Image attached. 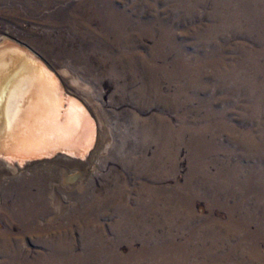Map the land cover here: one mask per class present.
Returning <instances> with one entry per match:
<instances>
[{
    "label": "bare ground",
    "instance_id": "obj_1",
    "mask_svg": "<svg viewBox=\"0 0 264 264\" xmlns=\"http://www.w3.org/2000/svg\"><path fill=\"white\" fill-rule=\"evenodd\" d=\"M149 5L145 0H86L73 5L70 11L62 9L63 11L58 15L50 16L47 25L53 31L47 30V32L41 33L34 44L10 37L20 41L21 44L38 54L44 63L54 70L63 84L64 81L61 76L68 74L69 80L66 82L70 81L73 86L64 84V87L69 93L79 97L94 116L95 136L92 120L84 108L74 99L63 95L58 80L50 74L41 60L25 48L5 39H0V176L1 178L8 175L17 177L25 172L29 174L27 179L19 183L18 186L20 187H15L16 199L14 204H4L0 209V217L8 227L5 229L4 235L0 236V264H147L148 256L152 255L153 257L160 251V244L164 238L162 233L176 227L179 210L176 204L177 184L167 186L168 193L165 194L166 196L157 193L154 196H148L149 199L146 201V190L148 191L149 186L143 183L141 177L145 175L148 169L165 167L167 164L172 170H175L179 150H177L178 142H180L181 135L179 134L180 120L178 116L183 93L179 81L180 68L183 66L185 68L181 69L188 72L191 69V64H186V66L180 62L179 41H177L175 32L176 23L165 20L158 7L152 5L149 7ZM193 8L195 9V7ZM231 13L234 20L231 24L235 26L217 27L214 23L205 24L207 26L201 27L203 28L202 36L209 38L210 42L213 40L214 43L221 30L233 28L237 34H241L257 29L255 24L247 23V25L240 27L242 26V14L239 15L238 9ZM255 19L257 20L256 17ZM261 23V27H263L264 22ZM0 35L3 34L0 33ZM259 36L264 37V33H260ZM148 39L151 40L149 48L147 47ZM245 44L239 43L238 52H233L230 49L229 55L218 48L221 47V44H215L212 48L215 50L214 53L220 51L222 57L218 58L217 56L219 60L212 61L211 67H222V69L220 68L222 74L220 72L221 75L218 77L219 83H221L219 85L227 88V98L230 97V92L234 93L235 101L241 96L243 102L237 103L241 119L253 122L252 129L255 130L256 135L264 136V62L261 63L260 61L264 58V42L262 40L259 42L260 47H262H259V50L251 49V46L247 44L245 46ZM60 57L65 62L67 60L64 64L65 70H56L55 62L53 61L52 64L50 61V58L57 61ZM216 62L218 64H215ZM192 75L190 72L186 77L189 78L186 89L192 88L191 83L201 84L200 76L194 77ZM207 80L213 83L217 78L212 76ZM103 89H106L105 93L102 91ZM105 95L108 97L109 111H105L101 105L97 108L98 102L103 104ZM201 95L199 94V96ZM211 99L212 95H209L208 100L211 101ZM223 99L221 101H224ZM225 112L229 113V111ZM225 112L223 111L222 115ZM50 113H55L56 124L42 128V122L49 117ZM75 118H79L80 127L67 139L43 140L38 136L40 131L51 133L55 126L67 125L70 120ZM247 131L249 130L247 129ZM249 132L244 133L248 137L249 135L253 137L252 133ZM227 134L229 136L228 132ZM251 142V144H247L253 146L255 150L260 146L255 139ZM150 144L152 151L156 149L154 154L151 152L152 157H148ZM92 146L93 149L90 151ZM191 146L193 148L194 145ZM101 149L108 150V153L100 160V165L105 164L108 159H113L118 166L111 168L110 179L103 185L100 183L101 188H96L93 187L92 181L84 184L83 180L85 174L88 173L89 164L92 165L94 155L99 153ZM46 177L50 179L47 183L49 188L46 196L52 209L48 221L55 219L58 220L56 221L58 223L46 233V235L50 234L47 237L39 233L40 231L37 232L39 235H37L34 243L40 249L32 251L27 247L23 249L26 239H30V236H33L37 231L32 220L47 210L43 187L46 184ZM131 185L135 186L131 188ZM154 186L158 190L162 189L160 184ZM6 188L9 192L12 189L10 186ZM191 188L190 186L189 194L192 192ZM239 188L241 189V187ZM77 190H81L78 191L79 194ZM131 191L135 193L133 197H130L129 192L131 193ZM72 192L77 194L76 205H83L84 209L78 207L69 211L70 205L67 203L71 200L64 193L70 195ZM205 195L207 194L205 193ZM180 201H182L181 198ZM15 225L17 230L11 229ZM224 228L226 229V227ZM136 242L141 245L139 248L134 247ZM188 244L186 243V245ZM121 247H126L127 250L122 251Z\"/></svg>",
    "mask_w": 264,
    "mask_h": 264
},
{
    "label": "rangeland",
    "instance_id": "obj_2",
    "mask_svg": "<svg viewBox=\"0 0 264 264\" xmlns=\"http://www.w3.org/2000/svg\"><path fill=\"white\" fill-rule=\"evenodd\" d=\"M46 1H48V2H46ZM83 1H86V0H0V33L6 34L12 38H17V39L26 41L30 44H34V42L37 41V38L40 37L41 33H45V32H47V30L50 32L53 31V29L51 27H48V25H47V20H49L50 16H55V14L58 15V13L62 12L63 10L64 11H70V9L73 7V5H75L76 3L79 4L80 2L82 3ZM145 1L147 2L148 5L150 4L153 7L154 6L158 7L160 9V11L163 13V17L165 18V20H169V21L176 23L177 26H175L176 27L175 32H176L177 41H179L178 42V49H179V55H180L179 56L180 62L183 65L191 64V69H192V70L190 69L187 72V71L183 70L185 67L181 66V68H183V69L180 68L181 72L179 75V81H180V84L182 86L181 92H183L184 94L182 93V95H181L182 97L180 99V105H179V110H178L179 120L181 121V122L179 121V127H180L179 134H181V135H180V139H179L180 142H178L177 150L178 149L179 150H178V154H177V161H176L175 170H172L171 167L167 164V165H165V167L163 166L161 168L157 167L155 169H150V170L148 169L146 171L145 175L143 177H141V180L143 181V183L151 188L150 189L148 187L147 188L148 191L146 190V192H147L146 193V195H147L146 201H148V199H149L148 196H150V195L154 196L157 193L158 194L160 193L159 195H161V196H163L165 194L167 195V193H168L167 186H171V185H174V183H176L177 184V185L175 184L177 187V203L176 204L178 205V209H179L178 214H177V225H176V227L172 228L171 230H168L167 232L164 231L162 233L164 238H162V241L160 244L161 246H160V251L158 252L159 254L157 253L153 257H152V255L148 256L146 262H148L147 264H250V263L251 264H263L264 263V229H263L264 228V203H263L264 202V195H263L264 194V190H263L264 186H262V185H264L263 184L264 183L263 182L264 181V148H263L264 147V136L263 135L262 136L256 135V133L254 132L255 130L252 129L253 128V122H248L246 120L243 121V119H241L242 117H240V115H239L240 111L238 110V106H237L238 102H241V103L243 102L241 96L239 97L240 99L238 98L235 101L234 93L230 92V94H229L230 97L227 98V95H228V93H227L228 91H226L227 88H225L222 85H219L221 83H219V80H218V77H220V75L222 74V70H220V68L222 69V67L221 66L211 67V65H212L211 63H212V61L219 60L218 59L219 57L220 58L222 57L220 51H217L214 53L215 50H213L212 48H213V46H215V44H221L220 45L221 47H218V46H216V47L221 49V51H223V53H225L226 55L230 54V49L233 50V52H235V51L238 52L237 49H239L238 48L239 43L240 44L246 43L247 45L251 46V49H254V50H259L260 48H262V47H260L261 44H259V42L261 40L264 42V37H261L259 35H260V33H264V26L261 27L262 26L261 22H264V19H262V18H264L263 17L264 16V0H240V1L239 0H237V1L236 0H145ZM188 1H189V3H188ZM253 1H255V2H253ZM50 2H52V3H50ZM216 3H218V4H216ZM226 3H228V4L226 7H224V5ZM150 5H149V7H151ZM252 5H255L256 7L252 6ZM259 5H261V6H259ZM193 7H195V9ZM185 8H186V11H185ZM219 8H220V10H219ZM236 9H238L239 15L244 14L243 16L241 15L242 26H240V27H243L247 24H255V28H257V29L250 31L249 33L243 32L241 34H237L233 30V28H230L228 30H221L220 33L218 34V36L216 37V39L214 40V43H213V40L210 42L209 38L202 36L201 31L203 30V28H201V27L207 26L205 24L214 23L217 25V27L235 26V25L231 24L234 21L232 19L233 14L231 12L235 11ZM203 12H205L206 14ZM203 15H204V18L202 19ZM220 15H221V17H220ZM251 15H253V16H251ZM255 17L257 18V20L255 19ZM216 18L218 21L216 20ZM198 22H200V23H198ZM253 22H255V23H253ZM256 22H258V23H256ZM192 27H194V28H192ZM197 27H199V28H197ZM257 30H261V31H259L260 33ZM188 32H190V33H188ZM258 36L261 38L258 39L259 38ZM201 37H203V38L201 39ZM253 40H255V41H253ZM199 41L200 42L202 41L201 42L202 44ZM147 42H148L147 47L149 48L151 46V40L148 39ZM225 44H227V45H225ZM246 44H245V46H246ZM208 45L210 47L211 46L212 47L210 48ZM247 49H248V47H247ZM184 51L187 53H185ZM217 56H218V58H217ZM263 59L264 58L260 59L261 63L264 62ZM50 61H52V64H53V61L55 62L54 65L56 67V70L57 69L65 70L64 64H66L67 60L65 62V60L60 57L57 61H55L53 58H50ZM215 64H218V63L216 62ZM218 67H219V69H218ZM190 72H191V75L193 74L192 76H194V77L197 75L200 76L202 81H201V84L191 83L190 85L192 86V88L189 87L186 89V86H187L186 83H188V79H189L186 77H187L188 73H190ZM220 72H221V74H220ZM205 73L207 76L205 75ZM212 76L217 78L216 81H218V84H216V81L212 83V82H210V80H207L209 77H212ZM61 78L64 81L65 85L69 84L70 86H73L70 81L66 82V80H69L68 74L62 75ZM183 79H184V81H183ZM196 87H199V88H196ZM106 89H103L102 91L105 93ZM199 94L200 95L202 94V95L199 96ZM209 95H212L211 101L208 100ZM216 96H217V98H216ZM200 99H202V100H200ZM222 99L224 101H221ZM227 99H228V101H227ZM107 101H108V97H107V95H105L103 98V104H100L98 102L97 108L99 107V105H101L105 111H109L110 107L107 105ZM183 104H184V106H183ZM223 107H225V108H223ZM94 109L96 110V108H94ZM232 109H234V110H232ZM223 111L224 112L229 111V113L227 114V112H225V114L222 115ZM184 113H185V115H184ZM180 115H183V116H180ZM186 116H187V118H185ZM237 116H238V119H237ZM239 118H240V120H239ZM181 119H183L184 121ZM193 119L195 122L193 121ZM112 122H113V119H112ZM211 123H213V124H211ZM188 125L189 126L191 125V127L189 128ZM192 125L194 127V130H193ZM233 125H234V127H233ZM207 128H208V130H207ZM224 129H225V131H224ZM247 129L252 133L253 137L251 135H249V137L247 136V134L245 135L244 132H246V133L249 132V131H247ZM195 130L197 133L195 132ZM230 130H232V131H230ZM233 131H235V132H233ZM227 132L229 133V136H228ZM237 132H239V133L237 134ZM253 139H255V141L258 142L257 144H260V146L257 147L256 150L253 149V146H250L249 144H247V143H250ZM194 140H196V141H194ZM224 140H226V141H224ZM197 141H199V142H197ZM202 141H203V143H202ZM207 141H208V143H207ZM227 143H228V145H227ZM215 144H217V145H215ZM219 144H221V145H219ZM189 145H190V147H189ZM191 145H194L193 148ZM151 146L152 145L150 144V147H149L150 149H148V157H152L154 152L156 151V149L154 151H152L153 149ZM205 146H207V147H205ZM223 147L225 150L222 149ZM205 149H207V150H205ZM210 149H211V151H209ZM232 149H234V150L232 151ZM193 151H194V153H193ZM251 151H253V152H251ZM107 153H108V150L104 151L101 149L99 151V153H96L94 155V158L92 159V161H93L92 165L90 166V164H89L90 168L88 167V173L85 174V178L83 180L84 184L90 183L92 181L91 183L93 184V187L101 188L102 187L101 184L103 185L104 182H106L107 180L110 179V172H111L110 169L111 168H117L118 165L116 162H114L113 159H110V160L108 159L105 164L100 165V160ZM230 156L231 157L233 156V157L229 158ZM216 157H217V159H216ZM194 158H196V159H194ZM167 163H169V162H167ZM190 163H191V167H190ZM199 163L201 164V166ZM197 164H198V166H197ZM202 166H203V168H202ZM218 168L219 169L222 168V169L219 170ZM160 169L162 172L160 171ZM168 169H169V171H168ZM201 169L203 170L202 172H201ZM190 171H191V173H190ZM192 171H195V172H192ZM156 173H158V174H156ZM197 174H199V175H197ZM104 175H105V177H103ZM206 176H208V177L206 178ZM235 176H237V177H235ZM28 177H29L28 172L22 173L20 176H17V177L15 175L14 176L8 175L7 177L1 178V176H0V198H1L0 209L4 204H6V205L14 204L13 202L16 199L15 198V189L20 187V186H18L19 183H21L22 181H24ZM261 178H262V180H261ZM49 181H50V179L48 177H46V184L43 185L47 210L44 212V214L42 213L40 215H37L32 220V224H33V226L37 227L36 228L37 231L35 234H33V236H30V239H26V241L23 244L24 245L23 249H25L26 247L28 249H30L31 251L35 250V249L36 250L40 249V247H37L34 243V240L37 239V237H38L37 235H39L37 232L40 231L39 233H41L42 235L43 234L46 235V233L51 231L50 229H52L53 226L56 223H58V222H56L58 220H55V219L48 221L49 217H51L50 214H52L51 204L50 203L48 204V200H47V196H46V192H48V188H49V185L47 183H49ZM194 182H195V184H194ZM157 184H160L162 186V189H161L162 192H161V190H158V188L154 186ZM188 184H190V185H188ZM135 185H131V188H133ZM8 186L12 187L10 192L6 188ZM152 186H154V187H152ZM183 186L184 187L186 186V187L184 188ZM190 186L192 187L191 188L192 192H190V194H189V187ZM239 187H241V189ZM183 188H184V190H183ZM206 189H207V191H206ZM150 190H152L153 192ZM187 190H188V193H187ZM210 190H212V191H210ZM78 191H81V190H77V193L79 194ZM205 193L207 195H205ZM239 193H241V194H239ZM64 194L67 195V197L71 200L67 203L68 205H70L69 211L73 210L74 208L76 209L78 207L80 209H84L83 205L82 206L76 205V203H77L76 192H72L70 195H68L67 193H64ZM129 194H130V197H133L135 195V193L132 191H131V193L129 192ZM186 194L189 195L191 198L189 196H187ZM238 197H239V199H238ZM178 198H179V200H178ZM180 198L182 201H180ZM217 199L219 200V202ZM191 200H192V202H190ZM250 200H252V201H250ZM214 201H216V202H214ZM224 202H225V204H224ZM147 204H148V202H147ZM179 205H180V207H179ZM190 208L194 209V210L191 211ZM0 214H1V212H0ZM191 217H192V219H191ZM212 219H213V221H212ZM219 221H221V222H219ZM232 221H234V222H232ZM239 221H240V223H238ZM224 222H226V223H224ZM48 226H50V227H48ZM219 226L222 228H220ZM224 227H226V229ZM6 228H8L7 225L5 224L4 220L0 217V236L4 235V231ZM228 228L229 229L232 228V229L229 230ZM11 229L17 230L16 225L14 227H12ZM207 230H209V231H207ZM251 230L255 233H253ZM187 233H188V235H187ZM194 233H195V235H194ZM49 235L50 234H48L44 237H47ZM210 235H212V236L210 237ZM226 238L228 241L226 240ZM183 241H185V242H183ZM186 243L187 244L189 243V244L186 245ZM140 246L141 245L139 244V242H136V244H134V247L139 248ZM253 248H256V249H253ZM201 249H203V250H201ZM121 250L126 251L127 248L121 247ZM208 250H210V251H208ZM242 250L244 253L241 252ZM250 252H252V253H250ZM224 253H225V255H224ZM231 256H232V258H231ZM0 258H1V256H0ZM257 259H260V260H257Z\"/></svg>",
    "mask_w": 264,
    "mask_h": 264
},
{
    "label": "snow or ice",
    "instance_id": "obj_3",
    "mask_svg": "<svg viewBox=\"0 0 264 264\" xmlns=\"http://www.w3.org/2000/svg\"><path fill=\"white\" fill-rule=\"evenodd\" d=\"M55 113H50L49 117L42 122L41 127L47 128L52 125H55ZM80 127V120L79 118H75L69 121L67 125L64 126H55L54 130L51 133H46L45 131L38 132V136L41 137L43 140L49 139H67L69 138L73 132Z\"/></svg>",
    "mask_w": 264,
    "mask_h": 264
},
{
    "label": "water",
    "instance_id": "obj_4",
    "mask_svg": "<svg viewBox=\"0 0 264 264\" xmlns=\"http://www.w3.org/2000/svg\"><path fill=\"white\" fill-rule=\"evenodd\" d=\"M0 39H5V40H7V41H9V42H12V43L18 45V46L21 47V48H25V49L28 50L31 54H33V56H35L36 58H38V59L41 60V62H42V63L45 65V67L49 70L50 74L53 75V76L58 80L63 95H65V96H67V97H69V98L74 99L75 101H77V102L79 103V105H80L81 107L84 108V110H85V112L87 113L88 117L92 120V123H93V131H94L93 134H94V136H95V135H96V126H95L94 116L89 112V110L87 109L86 105L84 104V102H83L79 97H77V96H75V95L69 93V91L65 89L64 84H63L62 81L58 78V76L55 74L54 70H52L50 67H48V66L44 63V61L41 59V57H40L38 54H35V53H34L32 50H30L26 45L21 44L20 41H18V40H16V39H12V38H10V36L8 37V36H6V35H4V34H3V35H0ZM94 144H95V143H94ZM92 149H93V146H92V148L90 149V151H91ZM53 156H54V155H53ZM15 163H16V162H15ZM16 164H17V163H16Z\"/></svg>",
    "mask_w": 264,
    "mask_h": 264
}]
</instances>
